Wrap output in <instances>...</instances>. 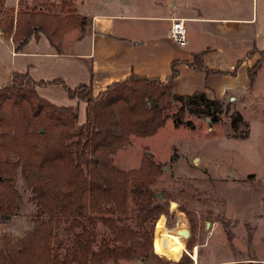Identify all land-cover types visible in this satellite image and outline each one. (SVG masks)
I'll return each instance as SVG.
<instances>
[{
    "label": "trees",
    "instance_id": "trees-1",
    "mask_svg": "<svg viewBox=\"0 0 264 264\" xmlns=\"http://www.w3.org/2000/svg\"><path fill=\"white\" fill-rule=\"evenodd\" d=\"M4 3L0 0V30L16 43L15 50L37 32L57 48L55 40L74 28L81 33L86 22L76 12V0H60L62 14L18 10L12 15ZM202 55L171 60L163 80L130 73L95 95L88 84L70 88L60 79L34 81L27 72L10 74L0 86V212L5 220L16 206L13 184L19 169L41 221L23 236L1 242L0 264H116L132 259L191 264L184 252L175 263L153 252L154 225L168 206L151 187L159 164L145 153L137 169L122 171L112 166L111 154L130 135L152 136L167 118L175 126L190 125L185 114L205 116L210 123L218 120L223 99L208 98L203 91L173 90L179 63L205 74L216 71L203 65ZM52 83L61 84L67 97L85 102L82 124H76L75 107L55 106L36 94L37 86ZM125 216L130 223L123 221ZM98 223L108 226L110 235L97 234ZM192 227L187 250L195 244Z\"/></svg>",
    "mask_w": 264,
    "mask_h": 264
},
{
    "label": "crops",
    "instance_id": "crops-1",
    "mask_svg": "<svg viewBox=\"0 0 264 264\" xmlns=\"http://www.w3.org/2000/svg\"><path fill=\"white\" fill-rule=\"evenodd\" d=\"M83 14L86 17L83 31L68 30L60 40H55L57 48L42 32H37L19 50H15L16 43L10 36L5 38L0 31V86L9 80L12 72H27L34 81L60 79L70 88L88 84L95 95L130 73L163 80L169 74L171 60L190 61L193 54L203 53V65L216 71L205 74L179 63L178 74L173 80L175 93L203 91L208 98H242L241 106L256 102L252 100L258 95L251 92L254 84L253 79L249 83L248 74L264 61L261 53L264 50V0H170V3L168 0H95L90 11ZM175 17L183 19L186 30L184 45L174 43L167 34L170 21ZM74 30L76 35L69 39V33ZM35 92L55 106L75 107L76 124L84 122L85 102L67 97L61 84L37 86ZM260 104L264 106V100ZM237 114L240 118V111ZM243 127L239 135L234 134L230 139L245 138L248 125ZM233 175L227 171L229 179L243 180L251 176L248 184L264 178L255 173ZM244 184L246 180L240 184L227 183L236 187ZM263 200L264 192L253 186H245L242 197L231 199L227 196L221 209L224 210L221 213L226 214L222 215L225 218L222 226L227 223L223 228L233 234V238L228 236V243L222 249L228 250L241 232L243 237L249 230L252 234L257 233L256 223L261 219ZM237 221H242L243 227L239 223L235 225ZM159 224L163 227L162 222ZM211 224V229L215 228L216 223ZM187 238L182 241V248L169 241L172 244L166 253L157 248L155 234V251L173 263L183 252L189 256L191 264L252 263L249 258L241 257L202 263L199 256L208 246V235L200 241L196 238L190 250L184 245ZM253 258L264 263V255ZM116 264L142 262L137 259L118 260Z\"/></svg>",
    "mask_w": 264,
    "mask_h": 264
},
{
    "label": "rangeland",
    "instance_id": "rangeland-1",
    "mask_svg": "<svg viewBox=\"0 0 264 264\" xmlns=\"http://www.w3.org/2000/svg\"><path fill=\"white\" fill-rule=\"evenodd\" d=\"M94 2L95 0H76V4L79 3L76 12L84 15V11L89 12ZM4 8L12 15L18 10H40L53 14L63 12L60 0H5ZM76 33V30L70 32L68 38H73ZM253 69L251 74L254 85L250 91L255 93L254 96L258 95L252 100L256 101L255 103L241 106L242 98L236 100L224 98L222 110L217 115L218 120L212 123L205 116L185 114L183 120H188L190 125L175 126L171 119L167 118L164 125L152 136L130 135L128 142L111 154L112 166L122 171L137 169L145 153L151 154L152 160L160 166L151 187L162 201L168 203V206L164 213L158 214L159 218L153 229V243L159 222H162L166 231L178 233L181 242L189 233L182 235L178 231H188L190 225H193L194 239L200 241L202 237L208 235V246L201 251L200 262L241 257L249 258L251 264H264L253 258L264 255V203H261V219L256 223L257 233L252 234L249 230L243 237L241 232L237 234L238 238H235L236 241L231 243L228 250L222 249L228 243V236L229 239L233 238V234L224 229L227 223L222 226L225 223L222 215L226 214L221 213L224 211L221 209L227 196L231 199L234 196L242 197L245 186L248 188L253 186L254 189L264 192V178H259L255 184H248L251 176L243 180L229 179L227 176V171H230L236 176L255 173L264 177V106L260 104L264 100V61ZM239 111L240 118L237 117ZM233 125H237L235 129ZM243 125H248L247 136L242 139H230L232 135H239L243 131ZM244 180L246 184L241 187L227 185L228 181L240 184ZM13 185L18 192L16 206L12 213L5 216V220L0 212V244L6 238L15 239L23 236L38 227L41 221L38 208L19 175V169ZM123 218V221L130 223L128 216ZM212 222L216 224L215 228L211 229ZM238 223L241 227L242 221L235 222V225ZM146 224L147 222L144 225L142 239L144 250ZM96 232L110 235V228L98 223ZM153 252L155 255L158 254L154 246Z\"/></svg>",
    "mask_w": 264,
    "mask_h": 264
},
{
    "label": "bare ground",
    "instance_id": "bare-ground-1",
    "mask_svg": "<svg viewBox=\"0 0 264 264\" xmlns=\"http://www.w3.org/2000/svg\"><path fill=\"white\" fill-rule=\"evenodd\" d=\"M169 241L173 242L179 248H182V242L178 236V233L176 234L168 232L162 227V225L159 224L156 233L157 248L168 253V250L170 249L172 244Z\"/></svg>",
    "mask_w": 264,
    "mask_h": 264
},
{
    "label": "built area",
    "instance_id": "built-area-1",
    "mask_svg": "<svg viewBox=\"0 0 264 264\" xmlns=\"http://www.w3.org/2000/svg\"><path fill=\"white\" fill-rule=\"evenodd\" d=\"M1 33V32H0ZM168 37L178 45L185 44L186 30L182 18H172L168 27Z\"/></svg>",
    "mask_w": 264,
    "mask_h": 264
},
{
    "label": "water",
    "instance_id": "water-1",
    "mask_svg": "<svg viewBox=\"0 0 264 264\" xmlns=\"http://www.w3.org/2000/svg\"><path fill=\"white\" fill-rule=\"evenodd\" d=\"M159 197V195H158ZM170 205H173V203H170ZM178 232H180L182 235H187L188 231L187 230H179Z\"/></svg>",
    "mask_w": 264,
    "mask_h": 264
}]
</instances>
